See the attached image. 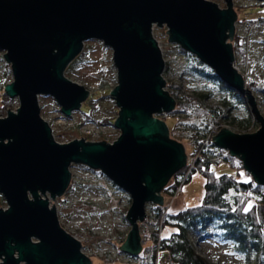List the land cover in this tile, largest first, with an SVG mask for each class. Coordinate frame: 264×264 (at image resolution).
Masks as SVG:
<instances>
[{"label":"water","instance_id":"95a60500","mask_svg":"<svg viewBox=\"0 0 264 264\" xmlns=\"http://www.w3.org/2000/svg\"><path fill=\"white\" fill-rule=\"evenodd\" d=\"M223 1L226 8L215 0H0V49L14 75L5 92L19 100L16 110L0 117V193L8 204L0 209V264H93L48 198L68 192L73 164L102 171L131 196V230L120 249L131 256L142 252L147 205H165L163 191L188 159L186 146L161 118L177 103L165 90L166 62L154 25L167 26L169 42L245 96L260 129L221 128L213 141L264 186V116L236 65L234 0ZM93 39L113 50L118 84L111 96L121 135L113 142L61 143L42 116L39 96H52L67 117L81 110L91 92L65 73Z\"/></svg>","mask_w":264,"mask_h":264},{"label":"rangeland","instance_id":"374dc122","mask_svg":"<svg viewBox=\"0 0 264 264\" xmlns=\"http://www.w3.org/2000/svg\"><path fill=\"white\" fill-rule=\"evenodd\" d=\"M215 1L219 3L221 8H226L223 0ZM259 2H264V0H234V7L235 10L236 6L239 9L241 6H245L246 11H258L261 8L258 5V7L253 6ZM167 30L166 26H156L154 34L160 40L168 58L177 61L181 51L177 48L176 43L169 42ZM236 34L244 36L248 40L246 59L241 54L236 56L237 68L248 80L257 82L259 87L252 90L264 116V18L255 22L247 20L246 16L241 20L238 18ZM83 51L87 53L86 57L79 61L71 72L68 73L66 70L65 74L73 81L86 86L91 92L90 97L98 100L95 103L97 107L93 112L94 120L97 122L91 121L81 110L74 111L71 117L65 116L61 112L60 105L50 95L39 96L42 116L51 124L55 139L58 142L66 143L77 138L88 141L113 142L119 138L121 130L108 122L99 123L102 120H116L119 115V107L111 96L112 90L118 84L113 50L103 41L93 39L86 41ZM4 54L5 51L0 49V93L7 84L14 80L11 64L7 63ZM185 75L204 92H216L219 100L228 95L227 92L221 91L215 83L190 73L188 68ZM18 106L19 100L17 98L13 110H16ZM7 113L0 111V117L6 116ZM234 114L240 120L247 119L251 114L254 116L248 102L246 105L238 107ZM164 115V120L172 132L171 137L184 143L187 152L191 154L192 144L175 132L178 124L175 113ZM255 119L257 124L252 123L247 130L241 129L238 122L234 126L224 123L221 125L236 132H255L260 129V123L256 117ZM231 164L229 161L213 163L212 170L220 175L234 173L240 169L238 163ZM243 170L240 169V171ZM71 172L72 181L78 184L77 191L74 193L67 192L64 197L56 200L48 195L51 205H55L58 211L62 226L69 229L73 236L82 241L83 251L86 255L91 256L93 264H136V256H130L119 251L116 246L120 245L121 236L131 230L130 223L125 219V213L132 203L131 196L127 192L119 190L108 177L99 176L88 166L73 164ZM205 183V177L200 171L194 173L191 180L182 187L176 196L163 194L166 205L173 211L200 205L205 195ZM7 208V201L0 193V209ZM165 230L162 235L167 234L171 228ZM221 244H223L221 245V264H246L244 258L232 249V244L222 240ZM162 253L164 264H169L165 262L168 256L167 252L163 251ZM212 264L219 263L212 261Z\"/></svg>","mask_w":264,"mask_h":264},{"label":"trees","instance_id":"16d2710c","mask_svg":"<svg viewBox=\"0 0 264 264\" xmlns=\"http://www.w3.org/2000/svg\"><path fill=\"white\" fill-rule=\"evenodd\" d=\"M257 5L261 8L258 11H246L245 6H241L240 9L236 6L239 20L245 16L251 22L264 18V2L254 4L253 7H258ZM233 44L235 55L241 54L246 59L247 38L236 34ZM176 46L188 60L190 73L208 82L215 83L221 91L228 93L219 101L218 105L210 108L214 116L206 121V127L223 123L234 126L238 122L241 129L247 130L252 123L257 124L252 114L245 120H240L234 114L238 107L247 104L243 94L226 84L195 54L178 44ZM86 54L85 51L81 52L67 68V72H71L76 64L86 57ZM246 80L249 88L256 90V87H259L257 82L250 81L247 77ZM108 92L110 91L108 90ZM207 92L208 95L216 94L214 91ZM16 99L10 97L5 89H2L0 93V111L7 113L9 109H13ZM197 99L204 100L205 96L198 94ZM97 101L90 97L83 103L81 108V111L94 122H97L93 116ZM182 109L192 111L193 107L190 103L186 106L180 104L177 105L175 111L180 112ZM161 118L165 119V115H162ZM102 121L99 123L108 122L114 125L115 122V120ZM225 161L231 162V165L238 163L240 169H244L242 162L237 158L227 156ZM213 163L206 160L198 161L188 175L187 168L182 169L174 175L169 185L164 189L163 194L176 196L178 191L180 192L182 187L191 180L193 174L199 171L206 180L205 195L200 205L179 211H170L164 223L163 231L168 228H171V230L167 234L161 235L162 250L168 253L173 264H211L210 261L197 252L191 239L193 233L204 237L207 234V229H210L211 236L219 241L222 240L232 244V249L244 258L246 264H264V186L257 185L245 169L244 172L239 169L234 173L219 175L212 170ZM88 168L99 176L106 177L102 171ZM116 187L122 190L118 186ZM77 189L78 184L72 181L68 192L74 193ZM127 214L128 211L125 213L126 221H128ZM127 235L128 233L121 236L120 245H116L119 251H122L120 247L126 241ZM157 262L158 258L155 256L150 261L139 264H157Z\"/></svg>","mask_w":264,"mask_h":264},{"label":"built area","instance_id":"2783aa9c","mask_svg":"<svg viewBox=\"0 0 264 264\" xmlns=\"http://www.w3.org/2000/svg\"><path fill=\"white\" fill-rule=\"evenodd\" d=\"M156 26L157 25H154L153 32L156 30ZM156 39L159 42L166 62V69L164 72V78L166 80L165 90L170 92L175 98L177 105L182 104L186 106L190 103L193 107L192 111H189V109H182L180 112L175 111V115L178 118L175 132L180 134L185 141L192 144V153L189 154L187 152V175L190 174V171L198 161L206 160L214 163L225 161L226 157L230 156L229 153H226L224 149L216 146L213 141V136H215L221 128H224L222 127L223 124H213L210 127H206L205 125L206 121L214 116V113L210 108L219 104V96L216 94L208 95V92L201 90L194 81L190 80L185 75L188 68L185 56L180 54V58L178 57L177 61L172 58L169 59L160 40L157 37ZM198 94H203L205 99H197ZM224 124L228 125L229 123ZM184 180L185 178L183 181ZM170 211L171 209L166 205V202L163 206L157 203H148L146 217L144 221L140 222L143 250L138 256H136V264L148 262L155 256L157 258L160 257L163 252L161 248V235L164 223L168 218ZM65 229L70 233L69 229ZM206 232L207 234L204 237L198 236L196 233L191 235L195 248L197 249V252L210 261L211 264L212 261H218V263L221 264V245L223 244H221V241L210 235V229H207ZM77 239L80 240L79 238ZM167 262L173 264L170 257H168Z\"/></svg>","mask_w":264,"mask_h":264},{"label":"crops","instance_id":"0c3cea01","mask_svg":"<svg viewBox=\"0 0 264 264\" xmlns=\"http://www.w3.org/2000/svg\"><path fill=\"white\" fill-rule=\"evenodd\" d=\"M171 211H173V210H171ZM162 254H163V253H161V256L159 257V260H158V261H160V262H158L159 264H164V262H163V261H164V258H162V257H163ZM167 255H168V253H167ZM168 257H169V255L167 256L165 262H167Z\"/></svg>","mask_w":264,"mask_h":264}]
</instances>
